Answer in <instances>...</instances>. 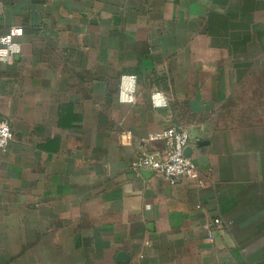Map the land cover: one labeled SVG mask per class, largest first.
<instances>
[{
  "label": "crops",
  "instance_id": "crops-1",
  "mask_svg": "<svg viewBox=\"0 0 264 264\" xmlns=\"http://www.w3.org/2000/svg\"><path fill=\"white\" fill-rule=\"evenodd\" d=\"M0 1V35L24 29L16 61L0 63L13 132L0 264H264V121L234 117L264 62V0ZM126 74L134 104L118 100ZM172 126L189 133L199 178L133 171L141 141Z\"/></svg>",
  "mask_w": 264,
  "mask_h": 264
},
{
  "label": "built area",
  "instance_id": "built-area-1",
  "mask_svg": "<svg viewBox=\"0 0 264 264\" xmlns=\"http://www.w3.org/2000/svg\"><path fill=\"white\" fill-rule=\"evenodd\" d=\"M2 11V4L0 1V15ZM24 35V29L20 26H14L9 31L0 35V50L7 52V56L4 60H0V63L13 64L17 57L20 55L22 46L20 38ZM18 47V51L15 48ZM160 92V91H156ZM153 92L151 95V103L153 107ZM122 94L126 97H130L129 100L122 102ZM137 94V77L135 75H122L120 79V90L118 100L122 104H134ZM164 94V93H163ZM166 98V96L164 95ZM1 87H0V125L7 128L10 138L7 139L4 147L0 148V151H6L10 142L13 139L12 128L9 123L3 120L2 108H1ZM167 101V98H166ZM168 105V101L166 106ZM161 106V107H166ZM3 129H0L2 132ZM0 139H3L0 136ZM153 142H161L164 144L163 150H153L149 148V145ZM191 140L189 133L176 126L169 127L163 131L151 134L147 139L141 141L140 149L131 163V168L137 174H141L144 171H152L157 175H160L167 183L175 185L180 179H196L199 178L198 169L191 159L186 155V150L190 146ZM120 144L124 146L133 144V137L131 132H123L120 135ZM199 208V207H198ZM221 227V220L216 218L211 222L204 225V229L208 234L209 239H213L215 235V229Z\"/></svg>",
  "mask_w": 264,
  "mask_h": 264
},
{
  "label": "rangeland",
  "instance_id": "rangeland-1",
  "mask_svg": "<svg viewBox=\"0 0 264 264\" xmlns=\"http://www.w3.org/2000/svg\"><path fill=\"white\" fill-rule=\"evenodd\" d=\"M260 75L252 77L238 93V107L234 110V117L240 112L247 115H255L257 121H264V62Z\"/></svg>",
  "mask_w": 264,
  "mask_h": 264
},
{
  "label": "clouds",
  "instance_id": "clouds-1",
  "mask_svg": "<svg viewBox=\"0 0 264 264\" xmlns=\"http://www.w3.org/2000/svg\"><path fill=\"white\" fill-rule=\"evenodd\" d=\"M15 50L18 51V47H16ZM6 56L7 52L4 50H0V60H4ZM130 99V97H126L123 94L121 96L122 102H124L125 100L130 101ZM153 102L154 106L156 107L166 106L167 104L166 98L164 97V94L162 92H156L153 94ZM0 129H3V131L0 132V136L3 137V139H0V148H2L6 144L7 139L10 138V134L8 133L7 128L5 126L0 125Z\"/></svg>",
  "mask_w": 264,
  "mask_h": 264
},
{
  "label": "water",
  "instance_id": "water-1",
  "mask_svg": "<svg viewBox=\"0 0 264 264\" xmlns=\"http://www.w3.org/2000/svg\"><path fill=\"white\" fill-rule=\"evenodd\" d=\"M191 149H187L186 150V155L188 154V152L190 151ZM188 156V155H187ZM126 258V254L125 253H120L119 254V261H123L124 259Z\"/></svg>",
  "mask_w": 264,
  "mask_h": 264
}]
</instances>
